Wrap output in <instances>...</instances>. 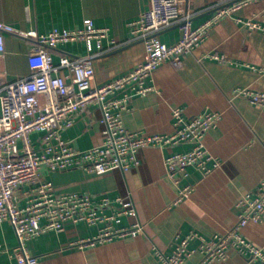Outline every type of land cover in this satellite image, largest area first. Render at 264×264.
<instances>
[{"label": "crops", "instance_id": "obj_1", "mask_svg": "<svg viewBox=\"0 0 264 264\" xmlns=\"http://www.w3.org/2000/svg\"><path fill=\"white\" fill-rule=\"evenodd\" d=\"M242 0H183L185 12L195 15L198 25L209 19L212 11ZM150 7V0H0V23L12 26L17 32L6 34V53L0 57V73L5 84L31 74L29 54L36 39L29 32L46 34L52 30H78L93 22L98 28H109L118 44L108 42L96 57L94 85H104L128 73L144 56L145 46L134 39L130 24ZM255 19L264 27V0H249V4L231 17L219 22L194 53L187 55L181 66L163 64L153 76L155 90L136 96L124 123L129 131L148 135L173 132V110L183 108L186 117L200 115L207 110L222 113L217 128L205 136L210 153L222 161L213 174L204 177L196 168L184 184L195 185L191 197L177 206L172 205L179 188L169 178L165 156L172 152H186L191 145L159 149L147 147L140 151V164L124 173L114 170L106 174L82 169L49 172L43 176L57 193L107 194L111 197L132 196L138 219L145 232L138 236L116 238L110 242L80 248L76 242L98 234L97 226L68 223L61 232H46L27 242L31 255L41 264H162L156 250L166 254L173 251L177 234L192 232L205 238L224 234L238 221V202L255 192L264 179V110L243 97L232 99L237 88L264 91V33L250 32L237 22ZM177 23L164 30L158 38L173 45L182 37ZM99 51L85 42H70L53 50L58 63L66 56L94 55ZM217 53L225 58L220 62L203 58ZM203 58V59H202ZM256 68V69H253ZM62 74L66 76L67 70ZM102 111L98 105L89 106L76 119L73 127L62 137L78 150H86L103 142ZM41 134L33 135L40 147ZM28 190L27 188H24ZM27 196L19 193L21 206ZM137 218H127L123 225L133 224ZM254 245L264 249V220L250 222L242 230ZM199 240L192 243L198 247ZM18 245L15 229L9 222L0 223V248L12 250ZM157 248V249H156ZM196 253L185 264H198ZM0 264H18L12 253H2ZM212 264H248L237 251L230 249L225 261Z\"/></svg>", "mask_w": 264, "mask_h": 264}, {"label": "built area", "instance_id": "obj_2", "mask_svg": "<svg viewBox=\"0 0 264 264\" xmlns=\"http://www.w3.org/2000/svg\"><path fill=\"white\" fill-rule=\"evenodd\" d=\"M247 4L249 0H242L217 7L209 19L196 25L195 15L185 12L183 0H150L149 9L130 24L132 37L141 40L145 46L142 61L128 73L104 85H94L95 61L104 50L105 42L114 48L118 45L109 28H98L91 21L83 29L27 34L36 39L28 58L31 74L5 84L0 73V223H11L18 239L12 252L0 248V255L12 253L18 264H41L39 257L29 253L27 242L48 231L61 232L68 223H86L99 228L96 236L76 242L80 248L145 232L131 195L57 193L43 176L44 169L50 173L72 169L99 175L114 170L126 173L140 164L139 153L144 148L164 150L189 144L190 150L165 156L168 176L179 188L172 204L177 206L189 199L195 190V185L183 183L190 176L191 168L200 170L204 178L222 166V161L212 155L205 144L206 134L218 127L221 112L207 110L186 117L183 108H175L174 130L163 135L127 130L124 113L136 96L155 90L153 76L163 64L170 62L176 67L181 66L184 58L200 47L214 26ZM235 20L250 32L260 30L264 33V27L253 18ZM177 23L181 24V39L173 45L163 43L158 34ZM15 32L17 30L12 26L0 23V57L6 53V34ZM79 41L96 48L99 53L64 55L58 63L55 61L53 50ZM203 58L226 61L217 53ZM63 70H67L66 76L62 74ZM257 71L264 74V69ZM237 97L246 98L264 110V91L237 88L232 99ZM91 105H98L102 111L103 142L78 150L66 142L62 134L73 127L77 117ZM36 133L41 134L40 147L33 140ZM21 191L27 196L24 206L19 202ZM238 208L237 223L224 234L211 238L196 232L187 236L177 234L170 254L156 248L159 260L162 264H185L200 253L198 264H212L225 261L228 251L233 249L248 264H264V249L254 245L242 233L250 222L264 220V179L255 192L240 199ZM127 218H137V221L123 225ZM195 240L200 241L196 248L191 246Z\"/></svg>", "mask_w": 264, "mask_h": 264}, {"label": "water", "instance_id": "obj_3", "mask_svg": "<svg viewBox=\"0 0 264 264\" xmlns=\"http://www.w3.org/2000/svg\"><path fill=\"white\" fill-rule=\"evenodd\" d=\"M213 11H214V10H213ZM213 11H212V13H213ZM180 25H181V24H178V25H176V26H174V27H178V26H180ZM169 29H170V28H169ZM162 32H163V31H162ZM162 32H160V33H162ZM160 33H159V34H160ZM159 34H158V35H159Z\"/></svg>", "mask_w": 264, "mask_h": 264}]
</instances>
